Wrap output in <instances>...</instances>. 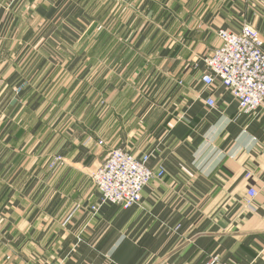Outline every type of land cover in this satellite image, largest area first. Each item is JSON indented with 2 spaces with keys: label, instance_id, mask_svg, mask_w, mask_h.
<instances>
[{
  "label": "crops",
  "instance_id": "1",
  "mask_svg": "<svg viewBox=\"0 0 264 264\" xmlns=\"http://www.w3.org/2000/svg\"><path fill=\"white\" fill-rule=\"evenodd\" d=\"M244 22L264 0H0V264H264V113L202 82ZM112 149L165 175L94 215Z\"/></svg>",
  "mask_w": 264,
  "mask_h": 264
},
{
  "label": "built area",
  "instance_id": "2",
  "mask_svg": "<svg viewBox=\"0 0 264 264\" xmlns=\"http://www.w3.org/2000/svg\"><path fill=\"white\" fill-rule=\"evenodd\" d=\"M250 4L251 0H244ZM253 4V3H252ZM251 4V7H254ZM218 36L221 46L204 59L205 71L202 82L208 90H214L220 83L237 101L239 111L248 115L264 113V39L250 23L244 22L236 32L220 30ZM22 89H16L19 93ZM207 105L215 106L209 98ZM93 137H90L89 141ZM103 145V141L98 142ZM150 156L135 158L122 149L110 150L92 181L100 193V202L89 209L98 215L105 204H114L129 209L142 202L144 189L155 179H161L163 169L153 171L148 162ZM63 161L55 157L51 163L54 167ZM250 174L247 175L250 178ZM257 191L251 188L245 199L246 208L254 212L253 201ZM205 264H223L218 256H211Z\"/></svg>",
  "mask_w": 264,
  "mask_h": 264
}]
</instances>
